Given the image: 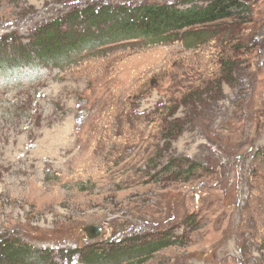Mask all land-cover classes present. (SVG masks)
Wrapping results in <instances>:
<instances>
[{
    "label": "rangeland",
    "instance_id": "1",
    "mask_svg": "<svg viewBox=\"0 0 264 264\" xmlns=\"http://www.w3.org/2000/svg\"><path fill=\"white\" fill-rule=\"evenodd\" d=\"M208 1L0 0V242L29 247L0 264L146 241L136 264H264V0L194 27L195 46L139 37L9 62L74 9Z\"/></svg>",
    "mask_w": 264,
    "mask_h": 264
},
{
    "label": "trees",
    "instance_id": "2",
    "mask_svg": "<svg viewBox=\"0 0 264 264\" xmlns=\"http://www.w3.org/2000/svg\"><path fill=\"white\" fill-rule=\"evenodd\" d=\"M242 6L238 0H211L183 9L171 5H147L136 9L109 4L91 5L85 9H74L67 20L69 26L64 30L59 21L50 27L39 28L34 41L19 44L14 48L19 52L11 57L7 54V57L11 58L9 62L14 66L33 63L59 66L70 63L83 51H93L101 44L139 37L155 44L182 39L189 47L195 46L196 41L207 39L206 33L191 29L228 18ZM7 46L11 51L12 45ZM29 58L31 60H27ZM112 245L113 248H92L95 245L87 248L82 256L83 264H136L134 261L139 260V256L144 257L158 247L157 242L150 241L143 244L134 242L128 246ZM28 248L2 240L0 257L17 262L27 255Z\"/></svg>",
    "mask_w": 264,
    "mask_h": 264
},
{
    "label": "water",
    "instance_id": "3",
    "mask_svg": "<svg viewBox=\"0 0 264 264\" xmlns=\"http://www.w3.org/2000/svg\"><path fill=\"white\" fill-rule=\"evenodd\" d=\"M85 230L87 231V233H88V235H89V237L91 238V239H96V238H98L100 235H101V233H102V228L100 227V226H94V225H88L86 228H85Z\"/></svg>",
    "mask_w": 264,
    "mask_h": 264
},
{
    "label": "built area",
    "instance_id": "4",
    "mask_svg": "<svg viewBox=\"0 0 264 264\" xmlns=\"http://www.w3.org/2000/svg\"><path fill=\"white\" fill-rule=\"evenodd\" d=\"M66 260L68 261V257L66 258ZM79 260H80V256H79Z\"/></svg>",
    "mask_w": 264,
    "mask_h": 264
}]
</instances>
